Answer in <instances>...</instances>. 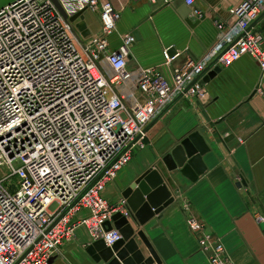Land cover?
I'll use <instances>...</instances> for the list:
<instances>
[{
    "label": "built area",
    "instance_id": "2783aa9c",
    "mask_svg": "<svg viewBox=\"0 0 264 264\" xmlns=\"http://www.w3.org/2000/svg\"><path fill=\"white\" fill-rule=\"evenodd\" d=\"M58 1L68 18L53 0H17L0 9V264H51L80 227L93 241L116 244L122 235L106 224L130 212L103 192L134 149L144 147L147 127L180 96L205 102L199 78L217 59L215 66L229 67L251 56L264 77L263 37L254 30L264 0H241L231 24L218 23L215 47L174 68L171 80L160 68H129L134 32L121 34L112 48L122 13L110 1ZM186 5L192 9L195 1ZM80 12L99 15V34L82 35L70 20ZM163 55L167 68L180 56L170 49ZM257 221L264 225V217ZM187 225L211 264H233L205 224L190 215Z\"/></svg>",
    "mask_w": 264,
    "mask_h": 264
},
{
    "label": "crops",
    "instance_id": "0c3cea01",
    "mask_svg": "<svg viewBox=\"0 0 264 264\" xmlns=\"http://www.w3.org/2000/svg\"><path fill=\"white\" fill-rule=\"evenodd\" d=\"M15 1L0 0V9ZM101 1H110L122 13L118 33L111 38L112 48L120 46L123 33L134 32L137 37L129 68H160L169 80L174 68L188 59L204 58L215 47L220 36L218 23L228 27L232 11L241 3L194 0L192 9L201 11L206 19L192 27L181 14L184 9L192 10L186 0H175L170 6L149 0ZM85 22L90 35L100 33L99 15L86 12ZM254 30L263 37L264 47V14ZM164 49L180 54L169 68L164 66ZM217 67L221 71L209 82L203 81L206 101L184 97L172 106L146 131L144 147L134 149L132 160L103 192L112 205L126 202L130 212L129 217L118 213L127 220L112 221L113 228L120 231L130 225L144 259L159 261L155 264H211L187 225L190 215L222 240L233 264H264V225L257 221L264 217V77L251 56L229 67ZM195 131L204 138L209 152L202 158L205 173L191 180L179 168L169 171L165 159L172 161L171 151ZM156 166L174 201L140 225L124 194ZM185 204L189 210L184 209ZM93 242L85 227L78 228L51 264H96L88 250Z\"/></svg>",
    "mask_w": 264,
    "mask_h": 264
},
{
    "label": "water",
    "instance_id": "95a60500",
    "mask_svg": "<svg viewBox=\"0 0 264 264\" xmlns=\"http://www.w3.org/2000/svg\"><path fill=\"white\" fill-rule=\"evenodd\" d=\"M54 4L61 12L64 18H68L67 14L63 10L58 0H53ZM192 11L184 9L181 12L182 16L186 19L187 23L192 27H196L206 17L201 19H191ZM72 22H76L77 28L84 37L90 35L85 22L84 12H80L74 17L70 18ZM177 54L175 49H170V55L173 57ZM218 59L215 60L199 78L204 82H209L210 78L221 71L220 67L215 66ZM214 69L213 71H211ZM182 98L180 96L179 100ZM171 107H169L163 114L153 121L145 132L155 124ZM138 140V139H137ZM136 142V141H135ZM134 144V143H133ZM132 144V145H133ZM209 152V148L205 143L204 138L199 132L195 131L183 138L179 144L171 151L170 156L172 161L167 157L165 164L169 171L180 169L181 173L191 180H196L205 173V165L203 163V156ZM111 167V165L97 177V179L91 184V186L98 181L103 174ZM128 208L130 209L134 219L138 221L140 225H145L148 221L161 213L166 207L172 204L173 197L168 187L165 185L162 176L159 173L158 166L154 167L142 177H140L130 188L125 192ZM67 209L54 223L56 224L67 212ZM125 219L121 214H117L113 218L114 223H118ZM107 230H112V223L106 224ZM120 233L123 238L113 246H108L103 240L94 241L89 247V253L95 260L96 264H118L120 261L122 264H155L159 261L149 258L144 259L142 253L139 250L138 243L134 238L135 232L130 225H125L120 229ZM123 246V247H122ZM122 247V248H121ZM121 248V249H120ZM133 256V257H131Z\"/></svg>",
    "mask_w": 264,
    "mask_h": 264
}]
</instances>
